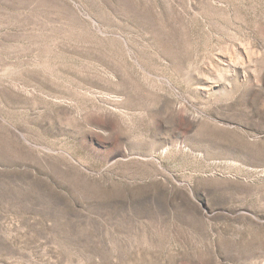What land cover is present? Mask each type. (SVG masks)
Here are the masks:
<instances>
[{
  "label": "rangeland",
  "instance_id": "rangeland-1",
  "mask_svg": "<svg viewBox=\"0 0 264 264\" xmlns=\"http://www.w3.org/2000/svg\"><path fill=\"white\" fill-rule=\"evenodd\" d=\"M0 264H264V0H0Z\"/></svg>",
  "mask_w": 264,
  "mask_h": 264
}]
</instances>
